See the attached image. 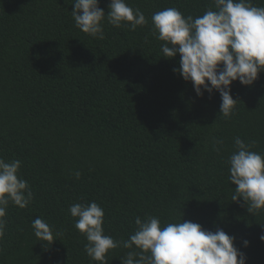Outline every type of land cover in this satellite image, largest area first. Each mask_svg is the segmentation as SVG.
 Masks as SVG:
<instances>
[{
	"label": "trees",
	"instance_id": "trees-1",
	"mask_svg": "<svg viewBox=\"0 0 264 264\" xmlns=\"http://www.w3.org/2000/svg\"><path fill=\"white\" fill-rule=\"evenodd\" d=\"M125 2L148 23L131 31L105 18L101 40L75 26L73 0H0V158L21 161L33 192L26 208L6 209L0 264H98L68 211L90 202L114 240L128 239L137 216L191 221L235 237L246 264H264V211L231 200L227 163L235 137L264 154V72L231 84L237 102L224 117L218 92L197 97L173 71L180 57H163L151 22L169 7L195 18L213 0ZM109 3L99 0L105 14ZM37 217L61 233L51 245L34 236ZM127 251H111L109 264Z\"/></svg>",
	"mask_w": 264,
	"mask_h": 264
},
{
	"label": "clouds",
	"instance_id": "clouds-1",
	"mask_svg": "<svg viewBox=\"0 0 264 264\" xmlns=\"http://www.w3.org/2000/svg\"><path fill=\"white\" fill-rule=\"evenodd\" d=\"M71 15L83 33L104 39L103 21L116 28L122 25L135 31L148 23L144 13L133 9L125 0H110L108 12L99 0H73ZM202 15L185 17L177 8L169 7L153 13L152 30L164 43L165 58L179 55L178 72L191 82L197 97L205 92L219 93V112L229 117L237 100L231 96V84L239 81L251 86L264 72V7L253 6L251 0H213ZM222 141L215 140V144ZM235 151L228 158L229 181L235 185L231 200L242 199L249 214L264 211V154L252 151V145L234 138ZM219 151V149H215ZM21 161L6 162L0 158V240L4 237L6 209L11 202L20 209L33 199L28 182L19 177ZM75 178L81 173L76 171ZM68 211L76 218L75 228L86 238L84 251L98 264H109V253L119 247L128 249L121 264H246L243 252L234 246L235 237L222 229L205 230L191 221L169 222L162 226L158 217L137 216L135 230L128 239L117 241L104 233V209L96 202L74 203ZM34 236L51 245L61 233L37 217L31 225ZM264 241V235L260 237ZM243 241V246H248Z\"/></svg>",
	"mask_w": 264,
	"mask_h": 264
}]
</instances>
